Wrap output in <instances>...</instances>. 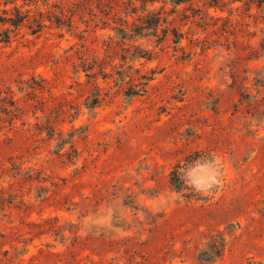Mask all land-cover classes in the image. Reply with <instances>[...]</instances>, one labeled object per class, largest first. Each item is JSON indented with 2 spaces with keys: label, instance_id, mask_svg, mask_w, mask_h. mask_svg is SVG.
Masks as SVG:
<instances>
[{
  "label": "rangeland",
  "instance_id": "rangeland-1",
  "mask_svg": "<svg viewBox=\"0 0 264 264\" xmlns=\"http://www.w3.org/2000/svg\"><path fill=\"white\" fill-rule=\"evenodd\" d=\"M193 1L0 0L28 14L0 42V264H206L219 233L208 264H264V4ZM158 12L179 44L141 34ZM136 47L152 58L121 59ZM94 59L112 77H87ZM178 165L219 183L177 190Z\"/></svg>",
  "mask_w": 264,
  "mask_h": 264
},
{
  "label": "trees",
  "instance_id": "trees-1",
  "mask_svg": "<svg viewBox=\"0 0 264 264\" xmlns=\"http://www.w3.org/2000/svg\"><path fill=\"white\" fill-rule=\"evenodd\" d=\"M172 1H173V4H175V8L173 9V12L179 11V9L177 7L183 3L184 4L189 3L190 5H193V3H194L193 0H172ZM220 1L221 0H206V4H208L209 7H217V6H219ZM236 1L244 2L245 4L249 5V7L253 3H258L259 5L264 4V0H230V2H236ZM143 10H145V9H143ZM27 19H28V14H25L18 7H15V13H12V14H8L7 10L3 11V14H0V24H2V25L9 24L10 26L5 27V29L0 31V42H5V43L9 42L11 40L12 33L19 31V29H21L22 25L24 24L25 20H27ZM139 19L141 20V25H138L137 27L141 31V34L144 30L153 29L155 32L154 35L159 37L158 41H160V40L163 41L164 39L167 38L169 30H171L174 34V42L179 44L182 41L183 32L179 31L177 28H172V29L168 28L166 30H163V36H161V37L159 36V29H160L161 20H162V15L160 12L154 13L148 17H145L142 15V17H139ZM165 22H168L167 17H165ZM37 25H38V28H34L32 31L33 33L39 32L41 30V28L43 27L42 22H39ZM121 30H123V28ZM140 31L138 32V30H136V32H138V33H140ZM135 57L150 59V58H152V52H150L147 49L136 47L135 54L132 53L130 55V57H128V55H126V54L121 55V59L125 62H127L128 59L133 60ZM81 66H82L83 70L87 72L86 75H87V77H90V79L94 76V74H95L94 68L97 66H99V68H100L99 72L104 75V78L112 77V75L110 73L105 72V70H104L105 67L101 66L98 63L97 59H94L91 62L85 61ZM128 68L129 69H135L136 73H140V70L134 68L133 64L129 65ZM117 73L120 74L119 79L116 80L117 84L119 83V81H124L126 76H129V75H125V72H123V70L118 71ZM140 77L144 78L145 81H141L138 84H133L129 87L128 90H125L124 95L126 97H134L137 95H142L144 92H147V83L151 78H149L147 75H141ZM131 79H133V77H131ZM257 81L260 82V80H257ZM139 85H142V87L138 88L137 86H139ZM101 91H102L101 88L97 85L94 88V91L92 92V94L87 97L86 106L88 108L94 109L95 107H97L101 103V101L103 99ZM3 92L5 93V91L0 90V101L2 100L1 96H2ZM106 95H108V94H106ZM248 97H250L249 93H245L244 95H242V98H248ZM9 104H10V106L14 107V110L20 109L16 105V100H14V99H11L9 101ZM49 134H53V133H49ZM73 137H74V134H70L69 140L63 139L62 143L70 142L71 147H73V145H74ZM75 152H76V150H75ZM179 169H180V167L178 165V167H176L174 170L171 171L170 181H171L172 185L177 190H182L186 186V184H185L186 181L185 180L182 181L180 179L181 172L179 171ZM29 177L31 179L34 178L32 174H30ZM56 233H57V231H56ZM218 236H219L218 238L212 237L210 243H208V246H206V248H204L200 252L198 258L200 259L201 262H208V263L214 262L217 258H220L223 256L225 249H226V246H227V243H226L225 236L222 233H219ZM208 263H206V264H208Z\"/></svg>",
  "mask_w": 264,
  "mask_h": 264
},
{
  "label": "clouds",
  "instance_id": "clouds-1",
  "mask_svg": "<svg viewBox=\"0 0 264 264\" xmlns=\"http://www.w3.org/2000/svg\"><path fill=\"white\" fill-rule=\"evenodd\" d=\"M185 176L190 180L191 185L195 188L197 192H200L202 194H210V190L213 187L214 184L219 183V181L213 179L211 183H206L205 181H202L200 179H197L195 176V173L192 171L185 173H181L180 179L183 181L185 180Z\"/></svg>",
  "mask_w": 264,
  "mask_h": 264
}]
</instances>
